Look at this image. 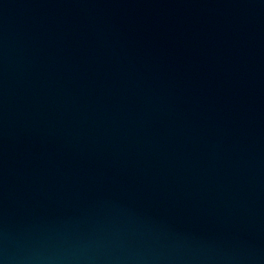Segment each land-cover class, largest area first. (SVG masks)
I'll return each instance as SVG.
<instances>
[{
  "label": "water",
  "instance_id": "water-1",
  "mask_svg": "<svg viewBox=\"0 0 264 264\" xmlns=\"http://www.w3.org/2000/svg\"><path fill=\"white\" fill-rule=\"evenodd\" d=\"M0 264H264V0H0Z\"/></svg>",
  "mask_w": 264,
  "mask_h": 264
}]
</instances>
